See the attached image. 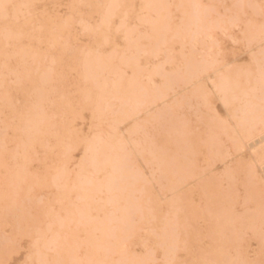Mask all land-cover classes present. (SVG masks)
<instances>
[{"label":"rangeland","instance_id":"1","mask_svg":"<svg viewBox=\"0 0 264 264\" xmlns=\"http://www.w3.org/2000/svg\"><path fill=\"white\" fill-rule=\"evenodd\" d=\"M29 2L0 0V264H264V0Z\"/></svg>","mask_w":264,"mask_h":264},{"label":"bare ground","instance_id":"2","mask_svg":"<svg viewBox=\"0 0 264 264\" xmlns=\"http://www.w3.org/2000/svg\"><path fill=\"white\" fill-rule=\"evenodd\" d=\"M31 2H32V0H31ZM31 2H29V3H31ZM37 2H38V0H37ZM140 2H141V1H140ZM31 4H32V3H31ZM31 4H29V5H30L31 8H32V5H31ZM11 5H12V4H11ZM138 5H139V4H138ZM55 6H56V5H55ZM140 6H141V5H140ZM13 7H14V6H13ZM93 8H94V7H93ZM33 9H34V8H33ZM140 10H141V9H140ZM138 14H139V13H138ZM108 15H109V14H108ZM71 16H72V15H71ZM6 17H7V16H6ZM74 20H75V19H74ZM68 22H69V21H68ZM73 22H74V21H73ZM141 23H142V22H141ZM52 24H53V23H52ZM69 26H70V25H69ZM60 27H61V26H60ZM105 27H106V26H105ZM58 30H59V29H58ZM0 32H2V31H0ZM103 34H104V33H103ZM68 35H69V34H68ZM69 37H70V36H69ZM194 39H195V38H194ZM63 42H64V41H63ZM31 43H32V42H31ZM59 45H60V44H59ZM69 48H70V47H69ZM33 49H34V48H33ZM51 51H52V50H51ZM64 51H65V50H64ZM39 56H40V55H39ZM42 56H43V55H42ZM27 57H28V56H27ZM21 58H22V57H21ZM21 58H20V59H21ZM5 60H6V59H5ZM21 60H22V59H21ZM129 60H130V59H129ZM22 61H23V60H22ZM38 61H39V60H38ZM36 62H37V61H36ZM46 62H47V61H46ZM77 62H78V61H77ZM126 62H127V61H126ZM145 63H146V62H145ZM47 64H48V63H47ZM63 65H64V64H63ZM20 66H21V65H20ZM35 66H36V65H35ZM58 66H59V65H58ZM35 68H36V67H35ZM73 69H74V68H73ZM193 69H194V68H193ZM237 69H238V68H237ZM44 71H45V70H44ZM228 71H229V70H228ZM156 72H158V70H156ZM233 72H234V71H233ZM244 72H245V71H244ZM247 72H248V71H247ZM197 73H198V71H197ZM234 73H235V72H234ZM239 73H240V72H239ZM28 74H29V73H28ZM54 74H55V73H54ZM139 74H140V73H139ZM156 74H157V73H156ZM187 74H188V73H187ZM227 74H228V73H227ZM29 75H30V74H29ZM56 75H57V74H56ZM195 75H196V74H195ZM199 75H200V74H199ZM218 75H219V74H218ZM237 75H238V73H237ZM243 75H244V74H243ZM247 75H248V74H247ZM249 75H251V74L249 73ZM249 75H248V77H249ZM162 77H163V76H162ZM190 77H191V76H190ZM197 77H198V76H197ZM234 77H236V76H234ZM13 78H14V77H13ZM58 78H59V77H58ZM148 78H149V77H148ZM164 78H165V77H164ZM67 79H68V78H67ZM236 79H237V77H236ZM238 79H239V78H238ZM196 80H197V79H196ZM229 80H230V79H229ZM232 80H233V79H232ZM197 81H198V80H197ZM237 81H238V80H237ZM57 83H58V82H57ZM187 83H188V82H187ZM189 83H191V82L189 81ZM234 83H235V82H234ZM234 83H233V81H232V84H233V85L236 84V83H235V84H234ZM243 83H244V82H243ZM243 83H242V84H243ZM230 84H231V82H230ZM238 84H239V83H238ZM244 84H245V83H244ZM247 84H248V83H246V85H247ZM252 84H253V83H252ZM166 85L168 86V84H166ZM197 85H198V84H197ZM72 86H73V85H72ZM91 86H92V85H91ZM187 86H188V85H187ZM231 86H232V85H231ZM247 86H248V85H247ZM218 87H219V86H218ZM234 87H235V86H234ZM198 88H199V87H198ZM215 88H216V87H215ZM219 89H220V90H223V91H228V90H230V87H229V85H228L227 82H224V83L222 82V84L220 85ZM231 89H232V88H231ZM248 89H249V88H248ZM202 90H203V89H202ZM243 90H244V89H243ZM45 91H46V90H45ZM65 91H66V90H65ZM88 91H89V89H88ZM140 91H141V90H140ZM233 91H235V90H233ZM247 91H248V90H247ZM6 92H7V91H6ZM8 92H9V90H8ZM145 92H146V91H145ZM228 92H229V91H228ZM18 93H19V92H18ZM217 93H219V91H217ZM229 93H230V92H229ZM235 93H236V92H235ZM235 93H234V94H235ZM69 94H70V93H69ZM158 94H159V93H158ZM204 94H205V93H204ZM208 94H209V93H208ZM60 95H61V94H60ZM161 96H162V95H161ZM228 96H230V95H228ZM232 96H233V95H232ZM243 96H244V95H243ZM3 97H4V96H3ZM72 97H73V96H72ZM80 97H81V96H80ZM57 98H58V97H57ZM7 99H8V98H7ZM98 99H99V97H98ZM159 99H160V98H159ZM237 99H238V98H237V96H236V99H235V100H237ZM55 100H56V99H55ZM230 100H231V99H230ZM224 101H225V100H224ZM227 101H228V100H227ZM9 102H10V101H9ZM96 102H97V101H96ZM57 104H59V103H57ZM91 104H92V103H91ZM249 104H251V103H249ZM254 104H255V103H254ZM10 105H11V104H10ZM61 105H63V104H61ZM246 105H248V104H246ZM255 105H256V104H255ZM255 105H254V106H255ZM92 106H93V104H92ZM136 106H137V105H136ZM248 106H249V105H248ZM248 106H247V107H248ZM62 107H64V106H62ZM86 107H88V105H87ZM89 107H90V104H89ZM255 107H256V106H255ZM255 107H254V109H255ZM75 108H76V107H75ZM251 108H252V107H251ZM251 108H249L250 110L248 111V112H249V115H252V114H253V113L250 114V112H253V111H252L253 109L251 110ZM11 109H12V108H11ZM259 109H260V108H259ZM263 109H264V108H263ZM62 110H63V109H62ZM74 110H75V109H74ZM127 110H128V109H127ZM242 110H243V109H242ZM256 110H258V107L256 108ZM261 110H262V109H261ZM33 111H34V110H33ZM68 111H69V110H68ZM92 111H93V110H92ZM52 112H53V111H52ZM70 112H71V111H70ZM65 113H66V112H65ZM72 113H73V112H72ZM260 114H261V113H260ZM53 115H54V114H53ZM70 115H71V114H70ZM72 115H73V114H72ZM241 115H243V114H241ZM256 115H257V114H256ZM14 116H15V115H14ZM14 116H13V117H14ZM254 116H255V115H254ZM257 116H259V114H258ZM123 118H124V117H123ZM233 118H234V117H233ZM38 119H39V118H38ZM38 119H37V120H38ZM47 119H48V118H47ZM244 119H245V118H244ZM25 120H26V119H25ZM37 120H36V122H38ZM74 120H75V119H74ZM246 120L249 121V118L246 117ZM246 120H245V121H246ZM242 121H243V120H242ZM251 121H252V119H251ZM52 122H53V121H52ZM66 123H67V122H66ZM239 123H240V122H239ZM241 123H242V122H241ZM249 123H250V122H249ZM251 123H252V122H251ZM251 123H250V124H251ZM21 124H22V123H21ZM61 124H62V123H61ZM247 124H248V123H247ZM250 124H249V125H250ZM45 125H46V123H45ZM47 125H49V124H47ZM241 125H242V124H241ZM42 126H43V125H42ZM42 126H41V127H42ZM50 126H51V125H50ZM65 126H66V125H65ZM19 127L21 128V126H19ZM33 127H34V126H33ZM45 127H46V126H45ZM52 127H53V126H52ZM7 128H8V127H7ZM56 128H57V127H56ZM45 129H46V128H45ZM50 129H51V127H50ZM41 130H42V129H41ZM18 131H19V130H18ZM42 131H44V130H42ZM69 132H70V131H69ZM72 132H73V131H72ZM202 132H203V131H202ZM44 133L47 134L46 130H45ZM117 133H118V132H117ZM246 133H247V132H246ZM203 134H204V133H203ZM44 135H45V134H44ZM66 135H67V134H66ZM74 135H75V134H74ZM42 136H43V134H42ZM25 137H26V136H25ZM34 137H36V136H34ZM43 137H44V136H43ZM43 137H42V138H43ZM42 138H40V139H42ZM76 138H77V137H76ZM43 139H44V138H43ZM262 139H264V138H262ZM197 140H198V139H197ZM33 141H34V140H33ZM40 141H42V140H40ZM40 141H39V142H40ZM199 141H200V140H199ZM37 142H38V141H37ZM37 142H36V143H37ZM15 143H16V142H15ZM170 143H171V142H170ZM32 144H33V143H32ZM34 144H35V141H34ZM34 144H33V145H34ZM37 144H38V143H37ZM44 144H45V143H44ZM118 144H119V143H118ZM35 145H36V144H35ZM42 145H43V144H42ZM66 145H67V144H66ZM36 146H37V145H36ZM43 146H45V145H43ZM40 147H41V146H40ZM173 147H174V146H173ZM173 147H172V148H173ZM53 148H54V147H53ZM7 149H8V148H7ZM73 149H74V148H73ZM75 149H76V148H75ZM64 150H65V149H64ZM14 151H15V150H14ZM59 151H60V150H59ZM73 151H74V150H73ZM13 154H14V153H13ZM164 156H165V155H164ZM11 157H12V156H11ZM162 157H163V156H162ZM163 159H164V158H163ZM59 160H60V159H59ZM23 161H24V160H23ZM152 161H153V159H152ZM46 162H47V161H46ZM21 163H22V162H21ZM42 163H43V162H42ZM16 164H17V163H16ZM25 164H26V163H25ZM59 166H60V165H59ZM167 166H168V165H167ZM1 167H2V166H1ZM12 167H13V166H12ZM165 167H166V166H165ZM50 168H51V167H50ZM260 168H261V167H260ZM163 169H164V168H163ZM117 170H118V169H117ZM11 171H12V169H11ZM11 171H10V172H11ZM119 171H120V170H119ZM7 172H8V171H7ZM8 174H9V173H8ZM8 174H7V175H8ZM17 174H18V173H17ZM181 174H182V173H181ZM183 175H184V174H183ZM23 176H24V175H23ZM11 177H12V176H11ZM185 177H186V176H185ZM201 177H202V176H201ZM2 179H3V178H2ZM198 179H200V178H198ZM21 181H22V180H21ZM120 181H121V180H120ZM40 182H41V181H40ZM11 183H12V182H11ZM117 183H118V181H117ZM33 184H34V183H33ZM139 184H140V183H139ZM139 184H138V185H139ZM204 184H205V183H204ZM3 185H4V184H3ZM29 185H30V184H29ZM29 185H28V186H29ZM114 187H118V186H117L115 183H112V184L109 186L110 189H113ZM22 188H23V187H22ZM137 188H138V186H137ZM150 188H151V187H150ZM18 189H19V188H18ZM42 189H43V188H42ZM42 189H41V190H42ZM10 190H11V189H10ZM23 190H24V189H23ZM149 190H151V189H149ZM29 191H30V190H29ZM62 192H63V191H62ZM110 192H111V191H110ZM83 193H84V192H83ZM23 194H24V193H23ZM149 194H150V193H149ZM25 195H26V194H25ZM33 195H34V194H33ZM182 195H183V194H182ZM118 196H120V195H118ZM143 196H144V195H143ZM111 197H112V196H111ZM121 197H122V196H121ZM127 197H128V196H127ZM149 197H150V196H149ZM20 198H21V197H20ZM178 198H179V197H178ZM180 198H181V197H180ZM3 199H4V198H3ZM53 199H54V198H53ZM65 199H66V198H65ZM86 199H87V198H86ZM121 199H122V198H121ZM121 199H120L119 201H121ZM141 199H142V197H141ZM145 199H146V198H145ZM6 201H7V200H6ZM119 201H118V202H119ZM90 202H91V201H90ZM170 202H171V201H170ZM172 202H173V201H172ZM45 203H46V202H45ZM45 203H44V204H45ZM180 203H181V202H180ZM30 204H31V203H30ZM140 204H141V203H140ZM20 205H21V204H20ZM34 205H35V204H34ZM105 205H106V203H105ZM138 205H139V203H138ZM180 206H181V205H180ZM22 207H23V206H22ZM115 207H116V206H115ZM141 207H142V205H141ZM144 207H145V206H144ZM172 208H173V207H172ZM219 208H220V207H219ZM34 209H35V208H34ZM117 209H118V208H117ZM144 209H145V208H144ZM184 209H185V208H184ZM21 210H22V209H21ZM86 210H87V209H86ZM88 210H90V209H88ZM187 211H188V210H187ZM21 212H22V211H21ZM72 212H73V211H72ZM87 212H88V211H87ZM142 212H143V209H142ZM94 213H95V212H94ZM174 213H175V212H174ZM87 214H88V213H87ZM87 214H86V215H87ZM110 214H112V212H111ZM74 215H75V214H74ZM88 215H89V214H88ZM96 215H97V214H96ZM146 215H147V214H146ZM24 216H25V215H24ZM213 216H214V215H213ZM20 217H21V216H19V218H20ZM70 217H71V216H70ZM146 217H147V216H146ZM185 217H186V216H185ZM109 218H110V217H109ZM111 218H112V217H111ZM111 218H110V219H111ZM147 218H148V217H147ZM17 219H18V218H17ZM25 219H26V218H25ZM25 219H24V221H25ZM83 219H84V218H83ZM152 219H153V218H152ZM210 219H211V218H210ZM18 220H19V219H18ZM112 220H113V219H112ZM168 220H169V219H168ZM181 220H182V219H181ZM20 221H21V219H20ZM109 221H110V220H109ZM15 222H16V221H15ZM21 222H22V221H21ZM69 222H70V221H69ZM114 222H116V221L114 220ZM72 223H73V222H72ZM16 224H17V223H16ZM18 224H19V223H18ZM22 224H23V223H22ZM139 224H140V223H139ZM166 224H167V223H166ZM181 224H182V223H181ZM213 224H214V223H213ZM38 226H39V225H38ZM135 226H136V225H135ZM165 226H166V225H165ZM165 226H164V227H165ZM182 226H183V225H182ZM60 227H61V226H60ZM60 227H59V228H60ZM63 227H64V226H63ZM215 227H216V226H215ZM49 228H50V226H49ZM89 228H90V227H89ZM139 228H140V227H139ZM217 228H218V227H217ZM137 229H138V228H137ZM193 229H194V228H193ZM70 230H71V229H70ZM100 230H101V229H100ZM103 230H104V229H103ZM103 230H101V231H103ZM181 230H182V229H181ZM183 230H184V229H183ZM215 230H216V229H215ZM23 231H24V230H23ZM27 231H28V230H27ZM198 231H199V230H198ZM216 231H217V230H216ZM218 231H219V230H218ZM0 232H1V231H0ZM30 232H31V231H30ZM36 232H37V231H36ZM73 232H74V231H73ZM82 232H83V231H82ZM82 232H81V233H82ZM86 232H87V231H86ZM176 232H177V231H176ZM196 232H197V231H196ZM21 233H23V232H21ZM75 233H77V232H75ZM112 233H113V232H112ZM112 233H110V235H111ZM166 233H167V232H166ZM186 233H188V232H186ZM207 233H208V232H207ZM15 234H16V233H15ZM23 234H24V233H23ZM74 235H75V234H74ZM112 235H113V234H112ZM186 235H187V234H186ZM191 235H193V234H191ZM208 235H209V234H208ZM23 236H25V235H22V237H23ZM135 236H136V235H135ZM152 236H153V235H152ZM183 236H184V234H183ZM70 237H71V236H70ZM95 237H96V236H95ZM97 237H98V236H97ZM184 237H185V236H184ZM184 237H183V238H184ZM203 237H204V236H203ZM74 238H75V237H74ZM140 238H141V237H140ZM160 238H161V237H160ZM192 238H193V237H192ZM200 238H201V237H200ZM32 239H33V238H32ZM89 239H92V238H89ZM89 239H88V240H89ZM193 239H194V238H193ZM85 240H86V239H85ZM132 240H133V239H132ZM162 240H163V239H162ZM183 240H184V239H183ZM199 240H200V239H199ZM64 241H65V240H64ZM189 241H190V240H189ZM83 242H84V241H83ZM115 242H118V241H115ZM115 242H114V243H115ZM122 242H123V241H122ZM137 242H138V241H137ZM139 242H140V241H139ZM181 242H182V241H181ZM181 242H180V243H181ZM40 243H41V242H40ZM67 243H68V242H67ZM118 243H119V242H118ZM174 243H175V242H174ZM42 244H43V243H42ZM112 244H113V243H112ZM36 245H37V244H36ZM128 245H129V244H128ZM177 245H178V244H177ZM75 246H76V245H75ZM101 246H102V245H101ZM107 246H108V245H107ZM116 246H117V245H116ZM38 248H39V246H38ZM64 248H65V247H64ZM77 248H78V247H77ZM93 248H94V247H93ZM102 248H103V247H102ZM120 248H121V247H120ZM124 248H125V246H124ZM86 249H87V248H86ZM168 249H169V248H168ZM246 249H247V248H246ZM64 250H65V249H64ZM87 250H88V249H87ZM123 250H124V249H123ZM66 251H67V250H66ZM205 252H206V251H205ZM168 254H169V253H168ZM172 254H173V253H172ZM37 255H38V254H37ZM68 255H69V254H68ZM245 256H246V255H245ZM260 257H261V256H260ZM215 258H216V257H215ZM218 258H219V257H218ZM1 259H2V258H1ZM226 259H228V258H226ZM9 260H10V259H9ZM112 260H113V259H112ZM3 261H4V260H3ZM40 262H41V261H40ZM110 262H111V261H110ZM167 262H168V261H167ZM251 262H252V261H251ZM76 264H77V263H76ZM78 264H79V263H78ZM81 264H82V263H81ZM168 264H169V263H168Z\"/></svg>","mask_w":264,"mask_h":264}]
</instances>
